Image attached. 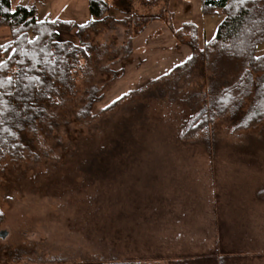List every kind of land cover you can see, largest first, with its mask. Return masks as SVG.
Returning a JSON list of instances; mask_svg holds the SVG:
<instances>
[{
  "label": "rangeland",
  "instance_id": "obj_1",
  "mask_svg": "<svg viewBox=\"0 0 264 264\" xmlns=\"http://www.w3.org/2000/svg\"><path fill=\"white\" fill-rule=\"evenodd\" d=\"M107 1L114 13L93 27L89 0L37 6L39 21L83 27L60 40L91 47V59L55 122L25 134L30 157L1 164L0 264H173L220 253L230 264H264V123L234 133L225 117L186 137L211 92L243 66L214 55L177 71L192 50L175 31L198 24L204 48L222 12L204 17L199 0ZM9 36L0 29V43ZM88 106L97 118L80 122Z\"/></svg>",
  "mask_w": 264,
  "mask_h": 264
},
{
  "label": "trees",
  "instance_id": "obj_2",
  "mask_svg": "<svg viewBox=\"0 0 264 264\" xmlns=\"http://www.w3.org/2000/svg\"><path fill=\"white\" fill-rule=\"evenodd\" d=\"M47 1L29 0L27 4L13 7L12 0H0V29L10 34L9 41L0 43V170L7 159L24 162L30 157L25 134L36 135L40 125L55 122L54 111L61 107L63 95L74 92L77 74L86 69L91 59V47L60 40L62 34H71L77 29L82 31L78 23L61 19L38 20L37 6ZM121 1L127 5L129 0ZM153 1L149 4L152 7L164 2ZM165 2L164 5H170V0ZM201 4L204 17H216L222 12L223 19L214 38L204 48L200 45L198 24L185 23L181 30H173L178 43L192 50L191 59L176 70L192 66L200 58L208 64L214 55L218 61L243 68L235 83L211 92L186 137L212 130V126L225 117L231 118L234 133L251 131L264 123V55L256 53L264 45V0H202ZM88 9V27L95 26L115 11L107 0H89ZM142 17L150 22L162 20L156 15ZM188 32L192 33L191 41L185 38ZM248 100L252 105L242 114L243 104ZM122 101L123 98L113 103L109 110ZM91 110L88 106L79 121L91 122L97 118ZM104 113L106 110L101 114ZM258 193L259 198H264V190ZM3 215L0 207V225L5 219ZM227 257L220 253L179 258L173 264H230L232 258Z\"/></svg>",
  "mask_w": 264,
  "mask_h": 264
},
{
  "label": "crops",
  "instance_id": "obj_3",
  "mask_svg": "<svg viewBox=\"0 0 264 264\" xmlns=\"http://www.w3.org/2000/svg\"><path fill=\"white\" fill-rule=\"evenodd\" d=\"M201 3H202V0H199ZM200 3V4H201ZM191 5H188V6H186L187 8H189ZM201 7H202V4H201ZM262 52H264V45L263 46H260L259 48H258V50H257V52L256 53H258V55H260V56H262Z\"/></svg>",
  "mask_w": 264,
  "mask_h": 264
},
{
  "label": "water",
  "instance_id": "obj_4",
  "mask_svg": "<svg viewBox=\"0 0 264 264\" xmlns=\"http://www.w3.org/2000/svg\"><path fill=\"white\" fill-rule=\"evenodd\" d=\"M0 238L3 239V241L5 239H7L8 238V232H6V231L1 232L0 233Z\"/></svg>",
  "mask_w": 264,
  "mask_h": 264
},
{
  "label": "built area",
  "instance_id": "obj_5",
  "mask_svg": "<svg viewBox=\"0 0 264 264\" xmlns=\"http://www.w3.org/2000/svg\"><path fill=\"white\" fill-rule=\"evenodd\" d=\"M220 13H221V12H219V13H218L217 17H220V16H219V15H220Z\"/></svg>",
  "mask_w": 264,
  "mask_h": 264
},
{
  "label": "snow or ice",
  "instance_id": "obj_6",
  "mask_svg": "<svg viewBox=\"0 0 264 264\" xmlns=\"http://www.w3.org/2000/svg\"><path fill=\"white\" fill-rule=\"evenodd\" d=\"M188 59H191V57H189Z\"/></svg>",
  "mask_w": 264,
  "mask_h": 264
}]
</instances>
